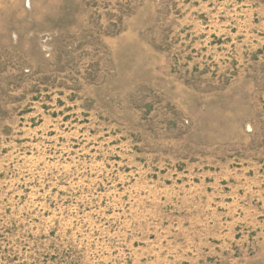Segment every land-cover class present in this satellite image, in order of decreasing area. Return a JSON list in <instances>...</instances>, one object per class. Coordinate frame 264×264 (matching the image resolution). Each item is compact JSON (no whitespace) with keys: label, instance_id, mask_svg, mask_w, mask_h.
I'll use <instances>...</instances> for the list:
<instances>
[{"label":"rangeland","instance_id":"374dc122","mask_svg":"<svg viewBox=\"0 0 264 264\" xmlns=\"http://www.w3.org/2000/svg\"><path fill=\"white\" fill-rule=\"evenodd\" d=\"M0 264H264V0H0Z\"/></svg>","mask_w":264,"mask_h":264}]
</instances>
